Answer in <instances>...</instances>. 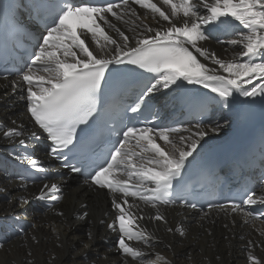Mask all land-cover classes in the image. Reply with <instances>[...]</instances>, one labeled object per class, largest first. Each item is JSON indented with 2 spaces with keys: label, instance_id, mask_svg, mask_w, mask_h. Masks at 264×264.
Returning <instances> with one entry per match:
<instances>
[{
  "label": "snow or ice",
  "instance_id": "1",
  "mask_svg": "<svg viewBox=\"0 0 264 264\" xmlns=\"http://www.w3.org/2000/svg\"><path fill=\"white\" fill-rule=\"evenodd\" d=\"M159 2L160 6L153 0H28L27 4H22V0H0V34L6 38L5 67L0 71L6 79L15 71L16 79L10 86L13 92L22 93L20 99L26 102L31 120L50 142L48 157L60 161L64 169L74 174L87 168L84 183L110 193L114 215L107 228L118 237L115 246L124 264L129 258L139 264H170L159 253H155V260H146L145 256L151 253L131 246V242H142L151 248L153 239V235L141 227L144 216L137 202L156 210L152 220L165 223L161 205L179 202L181 207L197 209L198 203L190 201L189 194L181 190L184 172L201 140L209 132H219L223 125L216 123L208 128L200 123L187 128L158 124L121 126L113 129L115 140L97 153L93 136L79 133L101 115L100 95L111 74L110 66L133 65L154 74L136 83L135 106L127 107L131 113L142 111L161 89L171 91L173 87L184 86L182 82L201 85L215 94L184 95L183 102L195 107L198 115L206 112L210 103L230 109V99L236 96L264 98V0ZM134 5L146 10L145 19L150 11L153 23L141 20ZM21 7L27 11V20L23 19ZM118 23L134 25L129 28L132 35H126ZM30 25L37 27L34 44L26 55L12 57L14 61L19 60L21 66L13 65L10 71L7 38ZM208 28L234 35L235 38L218 41L229 48H239L232 59H222L200 46L201 41L209 39ZM198 56L218 68H210ZM237 57L243 60L238 61ZM253 81H256L254 86ZM152 119H158L155 113ZM174 134H179L178 138H174ZM41 135L37 131L25 133L22 125L2 132L3 138L18 141L22 152L17 158L26 163L28 170L46 174L49 169L45 162L34 157L26 144L29 137L39 141ZM26 180L31 177L18 175L20 187H26ZM33 198L60 201L63 189L61 184L45 182ZM18 199L21 204L29 202L26 196ZM258 204L264 205V195L257 196L254 190L245 189L242 203L229 199L220 205L208 202L207 208H219L226 215L243 213L264 220V212L246 210ZM87 215L85 212L80 218ZM207 215L204 213L202 218ZM176 231L184 234L179 226ZM88 237L91 239V232ZM252 246L253 241L249 240L246 247ZM247 259L250 264H264L251 252Z\"/></svg>",
  "mask_w": 264,
  "mask_h": 264
},
{
  "label": "bare ground",
  "instance_id": "2",
  "mask_svg": "<svg viewBox=\"0 0 264 264\" xmlns=\"http://www.w3.org/2000/svg\"><path fill=\"white\" fill-rule=\"evenodd\" d=\"M153 2L160 6L159 0H153ZM136 9L141 20L153 23L150 11L145 19L146 10L138 7ZM117 26L125 31L126 35H132L129 28L134 25L118 23ZM212 29H207L206 35L209 39L201 41L200 46L217 53L222 59H232L239 48H229L227 44L218 43L210 34ZM107 31L113 38H117L114 32L109 29ZM91 47L95 48V45L92 44ZM198 59L207 63L210 68H218L199 56ZM237 60L240 61L243 58L237 57ZM10 85L0 81V125L4 126L0 128V144L18 146V151L21 153L22 148L18 141L3 138L2 132L8 127L21 125L25 133L37 131V129L32 125L27 114L26 102L20 99L22 93L19 90L13 92ZM242 98L243 96L231 98L230 100L234 102L231 107L236 103L238 106ZM22 101L24 103H21ZM231 114L232 112L224 111L220 115L218 120L223 125L221 133L230 128L233 121ZM13 121L15 124L12 123ZM184 135L188 133L185 132ZM159 143L167 147L162 141ZM26 144L34 157L40 160L46 158L30 137L26 139ZM0 155L14 161L19 160L18 154L11 148H5V151L0 150ZM59 181L64 184L61 185L63 198L56 202L48 201L53 207L44 211L38 204L29 207L30 201L38 200L33 197L38 195L44 183L30 184L22 188L19 182L0 173V264H117L118 261L124 264L123 257L118 255L115 246L118 237L107 228V223L114 215L111 208V196L103 190H95L83 183H75L77 180L64 178L47 183ZM20 196L28 197L29 202L21 204L18 199ZM41 206L45 208L44 205ZM139 207L143 210L144 216L141 227L151 233L153 239L151 248L142 242H131V246L151 253L145 256L146 260H155V253H159L170 264H250L247 257L251 252L257 259L264 262V235L261 234L264 233V223L249 225L245 219L237 215L229 216L225 212L216 210L209 211L208 215L202 218L194 211L180 207L160 206L165 223L151 219L156 214L155 209L140 203ZM85 212L88 215L80 218ZM2 220L5 221L2 222ZM22 222L27 224L24 229L20 224ZM84 223H87L86 230L80 227ZM11 226H15L16 229H12ZM178 226L184 230L183 235L176 231ZM73 228H78L79 232H72ZM168 228H172L173 231H167ZM89 232L92 233L91 239L88 237ZM249 240L253 241L251 248L246 247ZM127 264H139V261H132L129 258Z\"/></svg>",
  "mask_w": 264,
  "mask_h": 264
},
{
  "label": "rangeland",
  "instance_id": "3",
  "mask_svg": "<svg viewBox=\"0 0 264 264\" xmlns=\"http://www.w3.org/2000/svg\"><path fill=\"white\" fill-rule=\"evenodd\" d=\"M232 38H234V36L232 37ZM225 40H227V39H225ZM18 146H12V145H6V144H0V150H3V151H5V148H11V149H13L14 150V152H16V154H20V151H18V148H17ZM0 156H2V155H0ZM14 158H16V156H14ZM1 199V198H0ZM35 202V203H34ZM45 204L44 206H45V208L44 207H42L40 204ZM35 204V205H34ZM40 205V207H41V209L42 210H49V209H51L52 207H53V205L51 204V203H49V202H45V201H42V200H33V201H30V205H29V207H31L32 205H34V206H36V205ZM3 221H5V220H2V222ZM9 223V222H8ZM21 224V227L24 229V228H26L27 227V224H25V223H20ZM86 224L87 223H84V224H81L80 225V227H82L84 230H86L87 229V226H86ZM12 227V229H16V227L15 226H11ZM14 227V228H13ZM20 231V230H19ZM72 232H74V233H78L79 232V230H78V228H73V230H72ZM99 253H100V251H99ZM91 255H93V254H91Z\"/></svg>",
  "mask_w": 264,
  "mask_h": 264
}]
</instances>
